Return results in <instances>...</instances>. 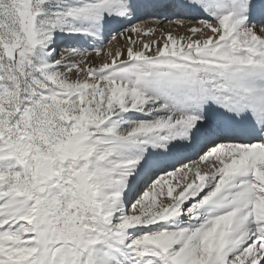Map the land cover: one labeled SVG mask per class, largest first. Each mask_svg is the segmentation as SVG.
<instances>
[{"label": "snow or ice", "instance_id": "obj_1", "mask_svg": "<svg viewBox=\"0 0 264 264\" xmlns=\"http://www.w3.org/2000/svg\"><path fill=\"white\" fill-rule=\"evenodd\" d=\"M0 264H264V0H0Z\"/></svg>", "mask_w": 264, "mask_h": 264}, {"label": "bare ground", "instance_id": "obj_2", "mask_svg": "<svg viewBox=\"0 0 264 264\" xmlns=\"http://www.w3.org/2000/svg\"><path fill=\"white\" fill-rule=\"evenodd\" d=\"M161 19H163V18H161ZM146 22L149 24V26H154V22L153 21L147 20ZM163 27L165 29H169V30H173L174 31L172 25L168 24L167 22L164 23ZM119 46H120V43L119 42L113 41V43H112V47L113 48H116V47H119Z\"/></svg>", "mask_w": 264, "mask_h": 264}]
</instances>
